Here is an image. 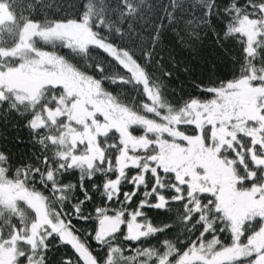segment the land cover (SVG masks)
<instances>
[{"label": "snow or ice", "instance_id": "obj_1", "mask_svg": "<svg viewBox=\"0 0 264 264\" xmlns=\"http://www.w3.org/2000/svg\"><path fill=\"white\" fill-rule=\"evenodd\" d=\"M13 3L0 0V109L31 116L26 127L38 148L19 161L0 151V264H48L53 237L77 256L61 264H264V0H226L222 7L217 0H169L165 18L177 35L182 26L189 40H199L203 28L221 47L232 38L242 48L238 72L199 86L210 98L175 104L164 79L173 72L156 51L164 26L142 36L138 49L115 43L113 32L123 37L126 20L143 18L144 0H88L76 19L44 21L23 14L31 4L19 0L17 11ZM60 47L69 53L60 54ZM93 47L115 61V73L100 60L89 67ZM168 58L176 68L175 57ZM153 60L163 78L148 70ZM108 81L131 89L109 91ZM72 171L78 183H64ZM98 175L102 185L89 188L85 181ZM125 183L131 191H122ZM141 187L143 198L132 209ZM95 193L103 206L95 217L85 215ZM173 204L182 210L171 223L157 225L144 211L171 213ZM73 217L94 218V234H81ZM176 226L183 241L178 235L125 255L124 242ZM90 240L106 250L103 256Z\"/></svg>", "mask_w": 264, "mask_h": 264}, {"label": "trees", "instance_id": "obj_2", "mask_svg": "<svg viewBox=\"0 0 264 264\" xmlns=\"http://www.w3.org/2000/svg\"><path fill=\"white\" fill-rule=\"evenodd\" d=\"M88 0H23V4H31L32 9L24 11L25 16H31L33 20H62V19H76L79 15H82L84 9V4ZM109 3H114L115 0H108ZM139 2V0H137ZM243 3V0H241ZM169 0H144V4L141 9V16L143 18H129L123 23L124 35L123 37L118 36L113 32L116 37L115 43L121 44L123 47L128 49H138L141 41V37H148L154 34V26L163 25L164 31L162 32V44L158 45L156 51L163 54V65L167 70L173 72L172 78L169 80L165 79L167 84V91L169 99L175 103H183L190 97H199L201 99L210 98L209 94L206 92H201L199 86L209 87L212 82L218 80L229 79L233 75L234 69L238 72L239 63L235 61L239 58L242 61V48L236 39H228L223 42V47L217 43L216 37L211 31L206 29L200 30L201 39L199 40H189L188 37L182 31L181 34L177 35L176 32L168 27V21L165 18V7L168 5ZM217 3L221 7L226 3V0H217ZM19 0H14L13 7L19 11L20 8ZM170 10V9H169ZM213 23L215 24L217 30L223 38V24L217 18H213ZM131 24V28H129ZM104 35H108L106 29H98ZM181 36L184 37L182 42ZM5 39H9L5 37ZM46 50H51V46L43 45ZM60 54L67 55L70 50L60 47ZM169 54L175 57L178 62V66L173 68L172 63L169 61ZM96 60H100L105 64L110 73H115L117 71V65L111 57L104 53L100 49L93 47L91 51V60L87 63L91 67L92 63ZM189 68L188 72L183 71V69ZM154 74V76H159L163 78V73L159 68L155 66V60L152 61L151 66L148 69ZM106 87L109 91L113 89L116 92L125 93L127 89H131V85L125 86L123 84L117 83L112 84L108 81ZM130 94H135L134 90ZM0 109V151L11 153L14 161H19L21 159H27L31 152L36 151L32 145V136L30 135V130L26 127L27 121L31 119L30 115H19L16 112H11L7 115L4 114V109ZM137 131L139 129H136ZM142 130V129H140ZM140 131H138L139 133ZM142 134V131L141 133ZM22 141V142H20ZM131 174V173H130ZM79 173L78 171H72L63 177L64 183H78ZM85 183L91 188L93 183L101 184L103 183V177L97 176L93 180H86ZM38 188L42 186L37 185ZM132 185L125 183L122 187V191H131ZM144 188L141 187L137 196L132 201L130 208L134 209L141 198H143ZM76 197L83 199L82 194L79 189L76 190ZM123 199V196L120 197ZM67 205V211L72 212L71 203ZM97 206H103L99 193L94 194L92 201L88 202L84 206L85 215L91 214L95 217V208ZM22 208L27 210V206L22 204ZM109 207H118L117 204H109ZM173 211L171 213H164L159 210L145 208L144 211L148 217H150L153 222L157 225L161 223H171L176 218V210L181 209L182 205L173 204L171 205ZM29 215H34L31 210H27ZM171 217V219H169ZM16 222V221H15ZM73 225L81 231V234L92 231L94 234V229L96 228L97 222L93 218L88 221H83L73 217ZM122 231H126V225L121 226ZM182 226L173 227L170 231L165 233H159L156 236L149 237L146 240L140 242H124L123 247L125 248V255H132L130 248L134 249L136 247H151L159 246L160 242L164 240L175 241L177 236L181 233ZM185 235H179V239L183 241ZM199 235V231L196 232ZM211 238V237H209ZM195 239V235L191 237ZM221 239L225 242H229L230 238L228 234H224ZM49 251L47 252L48 264H61V261L65 258L77 259L73 249L70 246L62 244L58 237H53L49 241ZM94 250V254L103 256L106 250H100L94 241H89ZM187 247L184 244L181 247Z\"/></svg>", "mask_w": 264, "mask_h": 264}, {"label": "flooded vegetation", "instance_id": "obj_3", "mask_svg": "<svg viewBox=\"0 0 264 264\" xmlns=\"http://www.w3.org/2000/svg\"><path fill=\"white\" fill-rule=\"evenodd\" d=\"M138 131H140V132L138 133ZM138 131L135 130V131H134V134L139 135V134L141 133L142 130L139 129ZM22 204H23V203L21 202V205H22ZM13 222H15V220H14ZM245 239H246V238H245ZM62 244H64V243H62ZM65 245L70 246V245H68V244H65ZM70 247H71V246H70ZM71 248H72V247H71ZM73 251H74V250H73ZM74 253H75V252H74ZM75 255H76V254H75Z\"/></svg>", "mask_w": 264, "mask_h": 264}, {"label": "water", "instance_id": "obj_4", "mask_svg": "<svg viewBox=\"0 0 264 264\" xmlns=\"http://www.w3.org/2000/svg\"><path fill=\"white\" fill-rule=\"evenodd\" d=\"M76 254V253H75Z\"/></svg>", "mask_w": 264, "mask_h": 264}]
</instances>
